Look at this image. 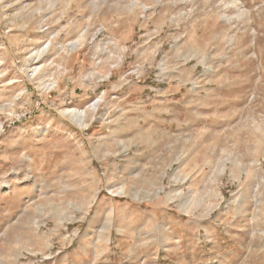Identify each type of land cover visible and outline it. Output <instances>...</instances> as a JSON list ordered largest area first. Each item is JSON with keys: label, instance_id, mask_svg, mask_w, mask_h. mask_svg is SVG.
I'll list each match as a JSON object with an SVG mask.
<instances>
[{"label": "rangeland", "instance_id": "rangeland-1", "mask_svg": "<svg viewBox=\"0 0 264 264\" xmlns=\"http://www.w3.org/2000/svg\"><path fill=\"white\" fill-rule=\"evenodd\" d=\"M0 264H264V0H0Z\"/></svg>", "mask_w": 264, "mask_h": 264}, {"label": "bare ground", "instance_id": "bare-ground-1", "mask_svg": "<svg viewBox=\"0 0 264 264\" xmlns=\"http://www.w3.org/2000/svg\"><path fill=\"white\" fill-rule=\"evenodd\" d=\"M71 118H72V121H73L74 125L80 126V127H86V125L84 123V118H83L82 115L76 113L75 115H72ZM120 193L123 194L124 193V190L120 191Z\"/></svg>", "mask_w": 264, "mask_h": 264}]
</instances>
